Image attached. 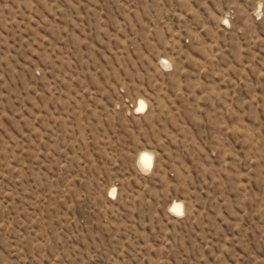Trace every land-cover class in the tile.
<instances>
[{
    "label": "rangeland",
    "instance_id": "374dc122",
    "mask_svg": "<svg viewBox=\"0 0 264 264\" xmlns=\"http://www.w3.org/2000/svg\"><path fill=\"white\" fill-rule=\"evenodd\" d=\"M0 264H264V0H0Z\"/></svg>",
    "mask_w": 264,
    "mask_h": 264
},
{
    "label": "bare ground",
    "instance_id": "6f19581e",
    "mask_svg": "<svg viewBox=\"0 0 264 264\" xmlns=\"http://www.w3.org/2000/svg\"><path fill=\"white\" fill-rule=\"evenodd\" d=\"M227 23V22H226ZM164 61V60H163ZM138 110H143L145 109V102L144 101H140L139 104H138V107H137ZM142 112V111H141ZM144 154H150L153 156V154H151L150 152L148 151H143L140 153L139 155V158H138V165L139 167L143 170V171H149L151 169V167H144V165L140 162V158L142 155ZM152 163H153V159H152ZM152 166V165H151ZM115 189L111 190L110 192V195L114 196L115 195ZM170 211L173 213V214H177V215H180V214H183V211H184V207H183V204L181 202H174L172 203V205L169 207Z\"/></svg>",
    "mask_w": 264,
    "mask_h": 264
},
{
    "label": "clouds",
    "instance_id": "9594fccd",
    "mask_svg": "<svg viewBox=\"0 0 264 264\" xmlns=\"http://www.w3.org/2000/svg\"><path fill=\"white\" fill-rule=\"evenodd\" d=\"M152 159H153V156L150 155V154H144L141 156L140 158V162L144 165V167H151L152 165Z\"/></svg>",
    "mask_w": 264,
    "mask_h": 264
}]
</instances>
